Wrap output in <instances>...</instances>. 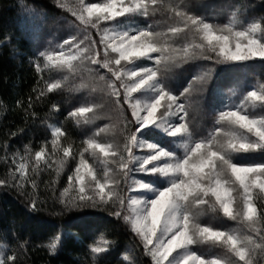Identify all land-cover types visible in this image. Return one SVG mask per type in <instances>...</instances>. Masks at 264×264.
<instances>
[{"label": "snow or ice", "instance_id": "1", "mask_svg": "<svg viewBox=\"0 0 264 264\" xmlns=\"http://www.w3.org/2000/svg\"><path fill=\"white\" fill-rule=\"evenodd\" d=\"M61 7H67L79 23L55 48L36 53V72L54 66L74 75L86 63L89 73L106 82L122 134L120 143L98 142L96 137L113 127L109 123L84 141L75 172L59 197L62 210L111 209L116 218L123 213L152 264H264V80L242 90L238 102L215 109L206 135L194 137L188 120L191 96L207 89L218 75L217 66H222L220 71L255 64L264 69V14L249 16L253 6L238 4L227 22L217 23L197 12L190 0H73ZM157 14L172 22L155 20ZM189 61H199L200 71L174 94L177 90L169 83L173 72ZM61 84L46 81L40 95ZM97 107L85 102L68 116L88 124L86 114H94ZM51 132L52 151L43 163L45 168L56 165L58 178L72 155V145L59 149L63 153L59 160L52 159L63 130L53 126ZM97 150L105 157L99 177L84 155H97ZM44 155V147L34 153L26 147L22 156L13 152V163L17 159L19 163L0 179V185L22 192L30 184L33 209L38 184L28 174L29 164L38 176ZM86 176L91 178L87 183ZM122 186L135 195H122ZM208 211L220 212L244 228L222 230L200 222ZM202 243L218 245L225 254H198L193 246ZM60 244L56 235L47 248L54 253ZM110 249V242L101 237V244L90 251L95 258ZM9 251L0 244V264H17L15 253ZM124 261L135 264L127 252L121 264ZM98 264H104L102 257Z\"/></svg>", "mask_w": 264, "mask_h": 264}, {"label": "trees", "instance_id": "2", "mask_svg": "<svg viewBox=\"0 0 264 264\" xmlns=\"http://www.w3.org/2000/svg\"><path fill=\"white\" fill-rule=\"evenodd\" d=\"M66 2L0 0V179L6 178L8 171L19 163L18 159L13 163V152L22 156L26 147L33 153L41 147L45 148L38 176L32 173L29 164L28 174L38 184L35 209L30 206V184L25 185L26 192L11 185H0V244L8 246L9 255L15 253L17 264H98L101 257L104 264H121L126 252L135 264H152L151 257L143 250L140 238L131 230L128 222L123 220V213L121 218H116L111 214V209L62 210L59 201L63 189L68 186V176L74 174L79 163V150L86 146L84 141L97 128L115 123L118 115L108 97L106 82L98 79L94 73H89L86 63L74 75L54 66L44 68L41 73L36 72V53L55 48L74 33L79 23L67 7H61L62 4H71L73 0ZM190 3L197 12L214 17L217 23L227 22L230 12L238 4L248 3L253 6L249 16L264 14V0H190ZM154 19L161 23L172 22L159 14ZM94 32L91 30L95 38ZM74 63L79 65V61ZM200 67L199 61H189L174 70L169 83L177 90L175 94L186 86L192 76L198 74ZM221 67L217 66L218 75H214L203 93L191 96L198 104L201 102L206 119H209L203 128L193 127L199 134H203L200 131L205 130L214 120L215 109L223 104L224 98L234 92L238 97L242 90L256 80H264L261 75L264 69L259 64L232 71H220ZM65 76L67 80H64ZM57 80L62 81L60 88L51 92L44 89V94L40 95V89L44 88L46 81ZM100 89L103 92L97 93ZM218 89L222 90L221 93ZM96 99L101 102L93 110L94 114H86L90 123L78 124L68 116V112L75 107ZM255 110L259 112L258 108ZM53 126L61 127L63 135L58 138V151L52 159L59 160L63 155L59 149L72 145V155L68 157L58 178L56 165L45 168L43 163L49 159L52 151ZM84 155L93 170L101 173L100 161L103 159L97 156L98 153L92 155L86 152ZM121 194L127 195L122 187ZM199 221L222 230L244 228V225L231 221L220 212L208 211L199 217ZM56 235H60L61 244L53 253L48 250L47 244ZM101 237L110 242L111 249L106 254H96L94 258L90 249L94 244H101ZM194 248L198 254H225V250L218 245L202 243ZM123 264L129 262L124 261Z\"/></svg>", "mask_w": 264, "mask_h": 264}, {"label": "rangeland", "instance_id": "3", "mask_svg": "<svg viewBox=\"0 0 264 264\" xmlns=\"http://www.w3.org/2000/svg\"><path fill=\"white\" fill-rule=\"evenodd\" d=\"M64 1L65 2L66 1L69 2L71 0H64ZM85 2L98 3V2H100V0H85ZM118 19H121V18H118ZM94 35H95V38L98 40V35L96 34V32H94ZM123 63L124 62L122 61V64ZM149 63H151V62H149ZM101 72L107 74V70L106 69H101ZM108 75H110V74H108ZM218 90H220V89H218ZM101 91L102 90L100 89L97 93H101ZM221 91L222 90H220V93H221ZM231 94H229L231 96L226 97V98L223 99L224 100L223 104H232L234 102H238L236 93L234 92V93H231ZM99 102H101V101L99 99H96V100H92L90 103H94V104L97 105ZM159 111H162V109H160ZM248 111L249 112H256V110L252 109V108H249ZM158 114H159V112H158ZM129 115H130V113H129ZM116 116H117L116 117L117 120H116L115 123L112 124L113 127L109 128V129H107V131L103 132L102 135L100 137H98V139L96 137L98 142H102L103 143V142H106V141H112V142H115V143H120L122 141V134H121V131H120V123H119L120 117L118 115H116ZM206 118H207V116H206V113H205V109H203V105L201 104V102H200V104H198V101L196 99L193 100V98H192L191 99V107L189 108L188 120L191 122V128H192V132H193V136L194 137H199V136L206 135L207 132L209 130H211L214 120L207 126V128L205 130L200 131V133L204 132L203 134H199L198 132H196L194 130V128L195 129H201V128L204 127L205 124L207 125V121L209 119H206ZM129 129H131V125H129ZM97 153H98V155H97L98 157H100L102 159H105V157H103V154H100L98 150H97ZM108 159H109V161H111L110 157ZM96 174L99 177L101 173L99 172V173H96ZM143 175L144 174H137L138 177H143ZM90 179H91L90 177L86 176L85 183H87ZM122 188H123V186H122ZM105 191H107V189H105ZM126 193H127V195H135V192H131V193L126 192ZM233 195H236V193L234 192ZM193 247H195V245Z\"/></svg>", "mask_w": 264, "mask_h": 264}]
</instances>
